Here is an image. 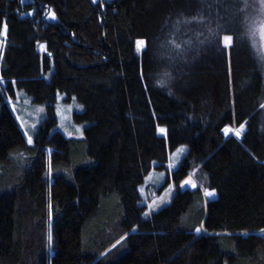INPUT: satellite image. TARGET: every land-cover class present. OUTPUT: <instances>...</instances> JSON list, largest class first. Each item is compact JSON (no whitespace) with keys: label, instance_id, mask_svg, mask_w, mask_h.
<instances>
[{"label":"trees","instance_id":"obj_1","mask_svg":"<svg viewBox=\"0 0 264 264\" xmlns=\"http://www.w3.org/2000/svg\"><path fill=\"white\" fill-rule=\"evenodd\" d=\"M257 7V0H0V264H264ZM17 90L38 105L57 95L76 102L84 139L48 138L51 107L29 146L5 103ZM241 125L242 140L226 136L225 128ZM182 146L189 154L174 182L196 168L192 161L216 198L178 189L148 217L139 189Z\"/></svg>","mask_w":264,"mask_h":264},{"label":"rangeland","instance_id":"obj_2","mask_svg":"<svg viewBox=\"0 0 264 264\" xmlns=\"http://www.w3.org/2000/svg\"><path fill=\"white\" fill-rule=\"evenodd\" d=\"M99 1L100 0H94L95 3ZM257 5L259 8L257 7V17L251 28V33L253 35L254 47L264 63V0H257ZM2 47L3 44L0 43V59ZM138 52L140 53L141 51L138 50ZM5 103L17 121L19 129L27 143L28 137H31L32 143H28L29 146L35 145L41 129L44 128L45 124H49L52 115L51 107L53 108L55 123L47 129L48 138L53 137L55 134H61L66 139H84L86 125H77L75 122V114L81 113L83 109L76 102L66 104L64 103L63 97L57 95L55 103L38 105L34 104L32 99L28 97L24 91L17 90L14 98L5 97ZM243 126L241 134L246 131V125ZM228 128L234 131L225 133L226 136H236L234 134L235 130L241 129V127ZM188 154L189 150L187 147H180L175 153L170 155L169 161L164 166V169L160 170L154 168L146 177L139 192L142 200L141 204L146 208L148 217L168 206L178 189L186 187L187 190H192L193 184L195 185V189L192 191H200L205 201L214 200L216 198V195L212 197L205 195V191H209L207 184L208 177L201 167H197L192 161L190 162L191 166L196 168H194L189 176L178 185L174 182L172 174L180 168L182 162L188 157ZM156 166L157 165H155V167ZM187 180H190L192 183L186 184L185 181ZM202 233L203 232H199L198 234L200 235ZM123 241L124 238L118 243L121 244ZM121 251H123V253L126 251L124 244L122 245Z\"/></svg>","mask_w":264,"mask_h":264},{"label":"snow or ice","instance_id":"obj_3","mask_svg":"<svg viewBox=\"0 0 264 264\" xmlns=\"http://www.w3.org/2000/svg\"><path fill=\"white\" fill-rule=\"evenodd\" d=\"M49 18L50 19H56V14H55V12H51L50 14H49ZM5 37H6V35H7V22L5 21V22H3V33H2ZM232 43H233V37L232 36H230V35H225L224 37H223V44H224V47L225 48H231L232 47ZM137 46H138V50H140V51H143L144 49H145V47H146V41H144V40H139V41H137ZM243 125H241V129L240 130H235V132H234V134L237 136V137H239L240 136V134H241V131L243 130ZM159 131L162 133V134H165L166 135V129H164V128H160L159 129ZM224 131H225V133H229V132H233L234 130L233 129H230V128H225L224 129ZM28 143L29 144H31L32 143V139H31V137H28ZM185 183L186 184H190V183H192L190 180H187V181H185ZM193 187H195V185L193 184ZM205 195L206 196H209V197H212V196H215V192H210V191H205ZM49 207H51V205L49 206ZM145 215L147 216L148 215V213H145ZM196 232L197 233H199V232H201V229L200 228H197L196 229ZM49 240H51V237H49Z\"/></svg>","mask_w":264,"mask_h":264},{"label":"water","instance_id":"obj_4","mask_svg":"<svg viewBox=\"0 0 264 264\" xmlns=\"http://www.w3.org/2000/svg\"><path fill=\"white\" fill-rule=\"evenodd\" d=\"M242 138H243L242 135H240L238 137V139H240V140H242ZM194 189H195V187H192V190H194ZM182 190L185 191V190H187V188L186 187H183Z\"/></svg>","mask_w":264,"mask_h":264}]
</instances>
